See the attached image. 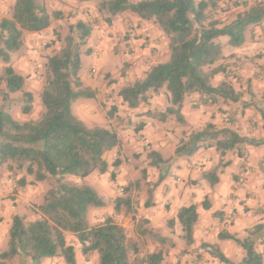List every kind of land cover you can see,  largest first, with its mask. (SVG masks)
<instances>
[{
	"label": "trees",
	"instance_id": "1",
	"mask_svg": "<svg viewBox=\"0 0 264 264\" xmlns=\"http://www.w3.org/2000/svg\"><path fill=\"white\" fill-rule=\"evenodd\" d=\"M66 1V0H58ZM80 3L92 0H76ZM221 0H100L97 5L104 20L111 24L113 18L125 12L140 19L151 21L167 39L169 58L152 64L142 78L125 85L118 96L129 108H137L156 93L163 91L167 106L158 113L159 120L171 116L184 126L173 155L190 157L201 148L213 147L220 158L228 152L242 155L243 145L261 144V141L240 135L231 126L235 113L227 116V125L219 127L206 122L190 127L181 108L184 99L199 95L201 104L210 105L218 101L239 102L242 93L226 79L218 85L212 78L219 72L226 77L234 76L229 68L215 65L222 57L221 36L227 37V44L240 46L245 39L249 25L264 21V1H256L238 12L228 23H222L215 16ZM231 1V0H227ZM59 12H49L43 0H14L10 15L0 19V61L5 65L0 72V93L2 99L9 94L21 92L20 111H32L33 95L24 89V77L10 65L11 55L23 46L25 32H41L48 28ZM60 49L46 57L44 78L39 99L42 105L40 116L35 120L18 121L0 105V167L24 170L33 176L34 182L51 180L42 201L35 205L38 217L26 220L20 214H13L7 230L6 248L0 252V264H40L44 258H61L65 264H76L75 246L67 242L71 234L79 242L81 254L87 259L97 256V264H162L164 253L151 251L138 257L136 244L128 243L124 227L113 217L90 224L88 209L104 205L97 192L88 185H69L63 182L65 175L87 177L92 173L104 174L110 165L104 154L119 146V135L113 128L88 126L72 111V104L78 99L93 98L95 92L82 84L79 76L82 67L81 56L88 51V40L93 31L91 23L77 20L68 26ZM264 64V53L259 55ZM1 83L4 89H1ZM245 106V103H243ZM243 156V155H242ZM148 164L157 170V179L148 183L144 207L153 205V190L167 176L171 158H163L158 151H148ZM217 163V168L203 172L202 177L212 187L218 181V172L228 161ZM119 158L111 163L113 168L120 164ZM145 172H143V176ZM114 179L115 174L110 172ZM23 180L21 182L23 183ZM139 180L121 188V195L113 202V211L123 207L127 213L133 210V187ZM202 207L209 208L207 196ZM194 204L183 206L176 213L187 247L193 243V230L198 220ZM174 222L171 219V224ZM139 236L150 238L160 245L168 239L150 226L147 218L137 224ZM218 239L230 240L243 251L238 263L229 259L217 244L202 243L201 247L222 264H264L263 254L257 249L259 240H264V220L246 230L245 237H239L221 230Z\"/></svg>",
	"mask_w": 264,
	"mask_h": 264
},
{
	"label": "crops",
	"instance_id": "2",
	"mask_svg": "<svg viewBox=\"0 0 264 264\" xmlns=\"http://www.w3.org/2000/svg\"><path fill=\"white\" fill-rule=\"evenodd\" d=\"M252 26L247 27L244 42L240 46H230L227 44V39H220L223 57L216 63L221 65L224 62L222 66L224 65L228 69L229 66L226 67L225 62L231 59L236 60V64L240 68L238 75L242 77L239 82L232 80V84L236 90L242 92L241 101H218L205 105L199 102V95L193 93L184 99L181 108V113L190 127H198L206 122L223 124L227 116L234 112L236 122L231 127L242 136L261 141V144L258 145L245 143L242 149L243 156L234 151L226 154L228 162L223 168H220L217 174L218 181L212 187L202 177V174L219 161L213 147L201 148L190 157L173 155L184 126L179 125L171 116L166 117L165 120H159L158 115L155 114L164 111L168 104L163 91L153 94L147 103H141L137 108H129L122 104V100L118 96V91L123 85L131 82L134 78H142L152 64L164 62L169 58L167 39L161 30L157 26L155 27L151 21L125 12L115 16L104 33L100 34V31L95 30L94 34L90 36L86 47L92 45L98 49V57L82 54L85 58L84 63L81 56L80 80L95 94L93 98L74 101L72 104L73 113L85 124L93 125L89 119L97 116L94 114L97 111L95 101L104 102L107 100L108 104H115L119 106V109L115 111V107H113V112H115H110L107 115L108 124L106 127L111 128L114 126L112 123L119 124L123 118L126 121L128 115L139 124L133 132H126L120 128L116 130L120 141L117 147L119 149L118 158L121 160L118 168L116 167L117 170H114L109 163L108 172L101 175L92 173L87 176L95 186L104 190L106 196L105 199H102L104 205L92 210L97 213H106L109 216L114 213L112 196L119 195V192L109 190L107 183L110 180L111 171L114 172V179L119 185H125L132 177L125 174L128 162L125 157H128L130 153L136 152L135 154L139 155L140 160L146 158L143 146L147 144L150 150L158 151L163 158L171 154L167 176L154 190L153 205L144 207L145 211L142 214L149 220L154 231L168 239L170 245L187 247L185 240L181 237L182 228L177 220L173 225L174 233L162 232L166 229V225H163L162 221L176 218L178 209L183 206L190 204L196 206L199 217L193 230V243L189 246L194 249L192 258L195 260L191 263L187 260L188 255L179 253L173 255L174 253L171 252L169 259L176 264H197L196 260L203 259L208 260L205 264H222L201 247L202 243L217 244L226 257L237 261V256L240 255L238 259L240 260L243 256L241 248L230 240L218 239V233L225 230L242 238L246 236L248 228L264 220V64L258 57L259 59L256 61L260 67L256 68L251 59H247L254 52H264V32L259 30L261 29L260 24ZM129 27H133V29ZM229 55L232 57L228 58ZM122 63H125L127 67L126 75L123 76L120 74ZM106 72H110L113 78L118 81L107 85L108 81L102 79L107 74ZM226 79L228 80L230 77H226L225 72H219L212 78V84L216 86ZM248 99L249 101H246ZM167 120L171 123L170 130L167 129ZM168 145L171 153L165 155V150L169 148ZM107 154L108 152L104 154V157ZM147 162L148 160L145 165ZM190 164L193 166L191 167ZM151 168L152 166H150ZM130 175L132 174L130 173ZM238 175L244 177V182L240 185L236 182ZM156 179L157 174L152 178V181ZM9 185L10 181L7 177L0 179L1 246L6 245L8 226L11 217L16 213L11 200L7 197ZM205 196L208 197L209 202L207 209L202 207ZM143 204L140 202L141 206ZM141 209L143 208L141 207L140 211ZM34 212L36 213L35 208ZM119 213L116 214V217L120 224L124 227L129 226L130 218ZM35 216L37 218L38 213ZM157 244L159 245V243ZM257 249L262 252L264 259V240H259ZM75 258L77 261V255ZM55 260H57L56 257L44 258L40 264H52ZM178 261L180 263H177Z\"/></svg>",
	"mask_w": 264,
	"mask_h": 264
},
{
	"label": "rangeland",
	"instance_id": "3",
	"mask_svg": "<svg viewBox=\"0 0 264 264\" xmlns=\"http://www.w3.org/2000/svg\"><path fill=\"white\" fill-rule=\"evenodd\" d=\"M13 1L14 0H0V19L2 17H7L10 15ZM43 1L45 2L49 12H53V11L59 12L60 13L59 17L53 18L50 26L42 30L41 32H25L24 37H23V41H24L23 46L20 48V50H18L17 52L11 55L10 62H9L10 65H12L13 68L24 77V82H25L24 89L26 91H30L33 95L32 111L29 114H23L20 111V107L22 104L21 92L9 94L7 99H2V93H0V105H2L5 108V110H7L18 121L35 120L40 116L41 111H42V105L39 99V93L43 85V78H44V71H45L44 64L46 61V57L48 55H51L57 52L60 49L63 43L64 37L69 33V29H68L69 24L74 23L77 20L87 21L91 23L93 26L92 34H94L95 30L100 31V34H102L107 30V26L110 25L105 22L104 20L105 15L99 13L97 10V5L100 0H92L86 3H80L76 0H66L63 2L58 1V0H43ZM256 1H264V0H233V1L232 0L231 1L221 0L217 4V11H216L215 16L222 23L228 22L231 19H234L237 13L242 11L245 8L246 4L251 5L252 3ZM153 25L155 24L153 23ZM260 25H261V29L259 30L264 32V21ZM156 26L157 25H155V27ZM254 26L256 25H253L252 27ZM129 28L133 29V27H129ZM220 39L225 40L227 39V37L221 36L218 38V41H220ZM220 42L222 43V41ZM93 51H97L96 57H98L99 50L94 48L92 45H89L88 51L85 54L92 55ZM263 53L264 52H261V51L254 52V54H250L251 56L247 57V59H251V62L255 64L256 68H258L260 66L258 64V61H256V59H259L258 58L259 55ZM229 57L231 58L232 56L229 55L228 58ZM82 58L85 63V58L83 56ZM4 65L5 64L2 61H0V72ZM225 65L226 67L229 66V69L233 66L238 67V71L240 69L239 65L236 64V60H233V59H231L230 61H226ZM126 71H127V67L125 63H122V67L120 68V74L122 76L126 75L125 74ZM106 73L107 74H105L102 79L108 81L107 85L111 84L113 81H116V80L118 81V79L113 78L110 72H106ZM91 75H92V71H91ZM229 77L231 80H234L235 82H239L242 76L238 75V72H237V74H235L234 76H229ZM1 89H4L3 83H1ZM246 101H249V99ZM95 103L97 105L96 106L97 111L94 112V114H96L97 116L95 118L89 119L93 123V125H88V126L106 127L108 124L107 115L110 112L114 113L116 109H119V106L115 104L114 105L108 104L107 100L104 102L96 100ZM113 107H115L114 112H113ZM123 111H126V110H123ZM155 114L158 115V112ZM126 117H128L126 118V121H124L125 118H123V121L120 122L119 124L112 123V125L114 126H112L111 128L115 130H119L120 128V130L122 129L126 132L128 131L133 132V130H136L139 124L134 119H131L129 115ZM151 117L154 118V116H151ZM235 122H236V119H235ZM166 123L168 125L167 129L170 130L171 129L170 121L167 120ZM227 123L228 121L226 119L223 124H217V125L219 127H222L223 125H227ZM168 147H169L168 150H165L166 152L165 155L167 153L168 154L171 153L170 146L168 145ZM143 149H144L143 150L144 154L146 155L148 151H150V148L147 144H144ZM118 151L119 149L116 147L108 151L107 156L105 157L103 156V157L108 161V163L111 164L114 161V159L118 158ZM135 153L136 152L130 153L128 157L124 156L125 159L128 161L125 174H129V177L132 176L126 182L125 185L139 180V186L136 187L135 185V187H133V190L131 191V195L133 197V210L135 211V214L133 215L132 213H127L123 207L120 209L121 211L119 210L120 213H123V216L130 218L129 220L130 225L127 227L123 226L126 232L128 243L136 244L137 253L135 254L138 257L148 252H151V251L161 250L163 253H165L162 264H176V262L169 259L171 256L170 255L171 252L174 253L173 255L178 254V253L188 255L187 260L192 263L195 260V258H192L194 249H192L191 247L189 246L188 247H184V246L174 247L175 246L174 244L170 245V243L168 242L162 245L160 244L158 245L157 244L158 242H154L150 238H144V237L139 236L138 231H137V224L142 218H144L143 216L144 214L142 213L145 211L144 205L141 206L140 202L144 203L145 200L147 199L148 197L147 189H149V186H150L148 183L154 182L152 181V178L156 176L157 170L153 166L150 169V165L148 164V162H147V165H145L147 158L140 160V157H138L139 155ZM228 153H231V152H228ZM121 155H123V153H121ZM169 156H166V158H172L171 154ZM223 161H226V156L223 158H220L219 164H221L220 162H223ZM190 166L192 167L193 165L190 164ZM12 167L13 168L11 169H9L7 165H3L0 167V179L7 177L10 181V185L8 186L9 192H8L7 197L11 200V204L14 207L17 214L22 215L26 220H33V218L36 217L35 216L36 213L34 212L35 205L42 201L43 194L45 190L50 186L51 180H46L44 182H34L33 176L27 175L24 170L16 169L14 166ZM117 168L115 167L114 170H117ZM215 168H217V164L214 165L210 170H213ZM143 172H145L144 176H143ZM130 173L132 175H130ZM98 175H101V174H98ZM22 179H24L23 183L21 182ZM63 182L69 185H78V186L88 185L97 192V194L101 197V199L106 198L104 190L100 189L98 186H95L90 178H87V177L82 178V177H78L74 175H65ZM107 184H108L109 190H113L116 193L119 192V195H121V188L125 186V185L117 184L115 179L112 180L111 177ZM154 190L152 193L153 200H154ZM119 195L112 196L113 202H114V199L118 197ZM207 200H208V197H207ZM141 207L143 209H141L140 211ZM92 209L94 208L88 209V213H89L88 221L90 222V224L93 225V224L99 223L107 217H113L114 220L120 224L118 217H116L117 213H113L111 216H109V215H106V213L93 212ZM171 219L174 220L172 224H171ZM162 224L166 225V229H164L162 232L174 233L173 225L175 224V218L165 219L162 221ZM66 239L68 243H71L75 246V250H76L75 255H77L78 257L76 264H97V256L95 254L90 255L87 259L81 254V250H80L81 246L73 235L67 234ZM0 241L2 243V239ZM176 241L179 242L178 240ZM5 244H6V241H5ZM5 248H6V245H2V246L0 245V252L4 250ZM242 254H243V251H242ZM237 257L239 259L240 255H238ZM56 259L57 260H55L54 263L52 264H60V263L65 264L61 258L56 257ZM238 259L237 261H234V262L238 263L240 261ZM195 262H197V264H205L206 262H208V260H204V259L201 261L196 260ZM177 263H180V261H178ZM11 264H18V261L13 260Z\"/></svg>",
	"mask_w": 264,
	"mask_h": 264
},
{
	"label": "built area",
	"instance_id": "4",
	"mask_svg": "<svg viewBox=\"0 0 264 264\" xmlns=\"http://www.w3.org/2000/svg\"><path fill=\"white\" fill-rule=\"evenodd\" d=\"M96 55H97V51H93L92 52V56H94V57H96ZM230 72H231V74L233 75V74H237V72H238V67H236V66H233V67H231L230 69ZM149 124V123H148ZM237 184H242L243 182H244V177H243V175H238V178H237Z\"/></svg>",
	"mask_w": 264,
	"mask_h": 264
}]
</instances>
